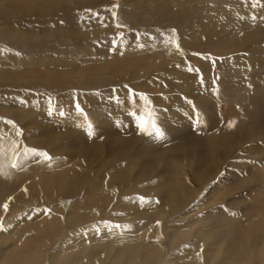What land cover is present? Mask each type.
<instances>
[{
	"label": "rangeland",
	"instance_id": "374dc122",
	"mask_svg": "<svg viewBox=\"0 0 264 264\" xmlns=\"http://www.w3.org/2000/svg\"><path fill=\"white\" fill-rule=\"evenodd\" d=\"M263 99L264 0H0V264H264Z\"/></svg>",
	"mask_w": 264,
	"mask_h": 264
},
{
	"label": "bare ground",
	"instance_id": "6f19581e",
	"mask_svg": "<svg viewBox=\"0 0 264 264\" xmlns=\"http://www.w3.org/2000/svg\"><path fill=\"white\" fill-rule=\"evenodd\" d=\"M181 14V13H180ZM202 32V31H201ZM206 32V31H205ZM139 36V35H138ZM139 38V37H138ZM221 40V39H220ZM208 41V40H207ZM216 42H218V45H219V48L221 49H224V50H226L227 48H229L230 50H232L231 49V47H229V46H225V45H221V44H219V43H221L220 41H217L216 39H212V44L211 45H215L216 44ZM224 42H226V41H224ZM230 45V44H229ZM241 46H236V49H238L239 50V48H240ZM235 49V50H236ZM237 50V51H238ZM245 64V63H244ZM242 65V64H241ZM230 74V73H229ZM185 78V77H184ZM197 78V77H196ZM255 91V90H254ZM257 91V90H256ZM184 94V93H183ZM180 97V96H179ZM175 98V97H174ZM253 98H254V96H253ZM261 98V97H260ZM263 98V97H262ZM189 99V98H188ZM250 99V98H249ZM248 99V100H249ZM253 100V99H252ZM257 99L255 98V100H253V103H255L256 104V101ZM176 101V100H175ZM261 102H264V99L261 101ZM172 104V103H171ZM180 104V103H179ZM233 104V103H232ZM166 105V104H165ZM181 105V104H180ZM175 107V106H174ZM181 108V107H180ZM173 109V108H172ZM184 109V108H183ZM171 112V111H170ZM179 112V111H178ZM236 113H237V110H236ZM176 116V115H175ZM175 119V118H174ZM177 120V119H176ZM177 121H179V120H177ZM176 121V122H177ZM189 123V122H188ZM202 123V122H201ZM199 124V123H198ZM197 124V125H198ZM173 125V122L171 123V126ZM168 126V125H167ZM194 126V125H193ZM170 127V126H169ZM187 127H189V126H187ZM197 128V127H196ZM189 129V128H188ZM171 130V129H170ZM170 130H169V132H170ZM181 130V133H182V129H181V125H177V123H175L174 124V126L172 127V132H171V134H173V135H171V136H169L168 138L171 140H173L174 139V137L176 136V135H174L175 133H177V132H179ZM248 131V130H247ZM195 134V133H194ZM179 136V135H178ZM155 138H156V136H155ZM180 138V137H179ZM158 140V139H157ZM171 140V141H172ZM156 141H154L153 139H151V140H147V141H145V145H144V148H145V150L147 151V152H149V153H151V151L153 150V148L156 146V143H155ZM170 142V141H169ZM170 144V143H169ZM174 146V145H173ZM173 148V147H172ZM144 150V149H143ZM174 150V149H173ZM154 152V151H153ZM175 152V151H174ZM155 153V152H154ZM159 153V152H158ZM146 154V153H145ZM174 154V153H173ZM67 156V155H66ZM149 156V155H148ZM208 156V155H207ZM68 158V157H67ZM68 160V159H67ZM168 162V161H167ZM175 162V161H174ZM205 162V161H204ZM208 162V161H207ZM169 163V162H168ZM171 163V162H170ZM208 163H210V161L208 162ZM173 164V163H172ZM207 164V163H206ZM165 165H166V163H165ZM169 165V164H168ZM173 165H175V164H173ZM179 165V166H178ZM214 165V164H213ZM212 165V166H213ZM167 166V165H166ZM178 166V168L180 167V164H177L176 165V167ZM67 167V166H66ZM168 167V166H167ZM171 167H172V165H171ZM210 167L211 166H207L206 167V169H207V171L209 172L210 171ZM165 169H166V167H164ZM165 169H162V171L163 170H165ZM170 169V168H169ZM172 169V168H171ZM168 171V170H167ZM171 171V170H170ZM165 172V171H164ZM172 172V171H171ZM179 172H180V170H179ZM59 173H61V170H60V172ZM71 172H69V174H70ZM176 173H177V171H176ZM205 173H207V172H205L204 171V173L203 174H205ZM168 174V172L166 173V175ZM173 174V173H172ZM65 175V174H64ZM67 175V174H66ZM164 175H165V173H164ZM200 175H202V174H200ZM208 175H210V173H208ZM64 177V176H63ZM170 177V176H169ZM65 178H67V177H65ZM167 178V177H166ZM178 178V177H177ZM176 178V179H177ZM180 178V177H179ZM171 179H172V177H171ZM60 181V180H59ZM167 181V180H166ZM182 184V183H181ZM163 185H165L164 186V188L162 189V191H164L165 193H170L172 190H173V187L175 186V184H173V183H164ZM225 185V184H224ZM177 186V185H176ZM162 188V187H161ZM77 190V189H76ZM219 190V189H218ZM175 192V191H174ZM188 192V191H187ZM191 192V191H190ZM193 192H195V191H193ZM54 193V192H53ZM176 194L178 193V192H175ZM174 193V196L176 195ZM180 193H182V192H180ZM180 193H179V195H180ZM184 193V192H183ZM187 194V193H186ZM194 194V193H193ZM170 195V194H169ZM178 195V194H177ZM178 195V196H179ZM185 195V194H184ZM191 195V194H190ZM166 196V195H165ZM191 197V196H190ZM166 198V197H165ZM168 198H169V196H168ZM180 198H181V196H180ZM183 198V197H182ZM217 198V197H216ZM171 199V198H170ZM174 199H176V198H174ZM185 199V198H184ZM191 199V198H190ZM190 199H188V201L190 200ZM166 200V199H165ZM167 201V200H166ZM175 201H177V199L175 200ZM168 203V202H167ZM174 203V202H173ZM202 203H204V202H202ZM216 221L219 223V226H221V228L220 229H222V226H226V225H228V224H230L231 222H232V220L233 219H231V217L229 216V214L227 215V213H226V215L224 214V213H218V214H216ZM234 222V221H233ZM235 223V222H234ZM233 223V224H234ZM214 224V223H213ZM181 226V225H180ZM229 226V225H228ZM231 226V225H230ZM232 226H234V225H232ZM219 229V228H218ZM225 230V229H224ZM235 229H233V230H231V231H229L228 232V234L225 236L226 237V239L224 240L225 242V247L224 248H227L228 250L229 249H232L233 247H235L236 245H238L239 244V242H240V235L236 232V231H234ZM225 231H227V229L225 230ZM224 231V232H225ZM223 233V232H222ZM226 234V233H225ZM220 236V235H219ZM223 236V235H222ZM216 237H218V236H216ZM215 237V238H216ZM224 237V236H223ZM224 237V238H225ZM220 240V239H219ZM221 242H222V240H220ZM236 253H238V254H241L239 251H237ZM237 254V255H238ZM184 261V262H183ZM181 263L180 264H193L191 261H185V260H182L181 259V261H180ZM233 264L235 263V262H232ZM236 264V263H235Z\"/></svg>",
	"mask_w": 264,
	"mask_h": 264
},
{
	"label": "snow or ice",
	"instance_id": "6c2138e0",
	"mask_svg": "<svg viewBox=\"0 0 264 264\" xmlns=\"http://www.w3.org/2000/svg\"><path fill=\"white\" fill-rule=\"evenodd\" d=\"M130 95H132V93H130ZM141 96L143 95V94H140ZM76 110L77 111H82L81 109H80V106L77 104L76 106ZM49 115H51L52 114V112H53V109L52 108H49ZM60 115L61 116H63L64 115V112H60ZM149 118H151V116H152V113L151 112H148L147 114H146ZM10 125L12 124V122L11 121H9L8 122ZM148 123H149V121L148 120H145L143 117H139L138 118V127H140L142 130H146V127H147V125H148ZM153 127H154V125H153ZM17 135H20V132H19V130H17ZM90 135H91V133H90ZM33 151H35V150H33ZM40 155H47L46 153H40ZM13 166H15V165H13ZM117 227H119V226H117ZM0 230H2V229H0Z\"/></svg>",
	"mask_w": 264,
	"mask_h": 264
}]
</instances>
